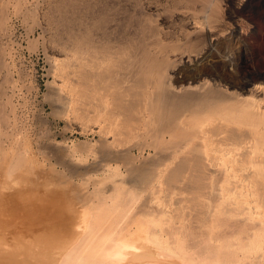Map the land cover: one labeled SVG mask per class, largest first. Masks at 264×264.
<instances>
[{
	"label": "bare ground",
	"instance_id": "bare-ground-1",
	"mask_svg": "<svg viewBox=\"0 0 264 264\" xmlns=\"http://www.w3.org/2000/svg\"><path fill=\"white\" fill-rule=\"evenodd\" d=\"M9 4L0 0L2 31ZM44 13L58 73L73 82L60 106L105 123L122 114L123 153L157 158L131 168L139 185L123 197L55 203L48 225L0 211V264H264V157L252 161L264 151V54L245 27L264 23V0H46ZM18 150L9 186L32 164ZM245 187L256 203L236 191ZM177 195L182 207L160 206Z\"/></svg>",
	"mask_w": 264,
	"mask_h": 264
},
{
	"label": "rangeland",
	"instance_id": "rangeland-1",
	"mask_svg": "<svg viewBox=\"0 0 264 264\" xmlns=\"http://www.w3.org/2000/svg\"><path fill=\"white\" fill-rule=\"evenodd\" d=\"M18 1L10 0L9 19L4 31L0 30V155L1 152L6 153L0 156V211L2 215L16 217L26 212L28 219L48 225L53 219L59 220L60 215L52 208L55 203L73 208L74 202L76 208L78 204L87 203L86 200H97L100 191L105 192H100V196L109 201L123 197V187L139 185L132 169L155 156L149 151L140 154L137 149L130 156L123 153V134L119 131L117 134L121 128L119 122L123 121L122 114L114 122L109 120L105 123L98 118L86 119L71 111L68 113L66 107L60 106L61 96L68 94L73 82L63 78L57 70L56 62L60 56L54 50L52 33L46 23V0H20L19 5ZM249 21L255 28H248L245 23L246 32L255 49L264 54V23L259 16L246 22ZM31 39H36V46H30ZM106 145L111 147V153L104 150ZM244 146H236L234 152H242ZM18 149L24 153L27 150L25 155L28 154L32 164L24 163L29 167L23 164L20 166L22 170L18 169L19 173L22 171L24 183L9 186L4 181L5 172L9 169L8 157ZM226 155L227 152L216 155V169L225 166ZM144 156L148 158L144 159ZM262 156L264 151L252 161ZM128 159L133 161L128 162ZM126 163L130 165L127 167ZM151 172L157 178L156 185L163 187L167 180L166 171L156 167ZM230 175L231 172L228 177ZM229 180L237 179L230 177ZM217 182L214 174L211 183L215 185ZM222 184L223 188L232 187L228 182ZM240 190L236 191L246 193L245 201L256 203L259 197L257 189L245 187ZM234 192H227L222 202L236 197ZM178 196L183 195L159 201L160 206L173 212ZM184 202L177 206L182 207ZM63 211L66 212L65 209Z\"/></svg>",
	"mask_w": 264,
	"mask_h": 264
}]
</instances>
